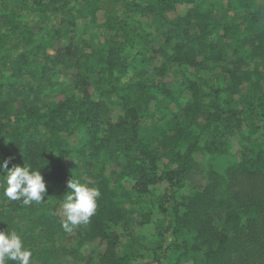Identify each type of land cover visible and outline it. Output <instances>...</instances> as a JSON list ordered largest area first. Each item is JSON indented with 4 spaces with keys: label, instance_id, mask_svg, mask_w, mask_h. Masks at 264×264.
<instances>
[{
    "label": "trees",
    "instance_id": "obj_1",
    "mask_svg": "<svg viewBox=\"0 0 264 264\" xmlns=\"http://www.w3.org/2000/svg\"><path fill=\"white\" fill-rule=\"evenodd\" d=\"M6 159L46 182L29 205L0 188L30 264H56L51 203L83 167L101 195L69 233L80 264H264V0H0Z\"/></svg>",
    "mask_w": 264,
    "mask_h": 264
},
{
    "label": "clouds",
    "instance_id": "obj_2",
    "mask_svg": "<svg viewBox=\"0 0 264 264\" xmlns=\"http://www.w3.org/2000/svg\"><path fill=\"white\" fill-rule=\"evenodd\" d=\"M10 159L0 164L4 175H0V188L3 196L11 201H22L24 205L32 202L39 203L46 194V182L38 169H33L26 163L13 164L9 167ZM90 183V182H89ZM71 178L67 182L68 191L61 204L63 229L71 233L73 228L86 225L94 215L97 199L101 195L98 188ZM31 250L24 246L20 235L15 230H0V264L14 261L16 264H30Z\"/></svg>",
    "mask_w": 264,
    "mask_h": 264
},
{
    "label": "rangeland",
    "instance_id": "obj_3",
    "mask_svg": "<svg viewBox=\"0 0 264 264\" xmlns=\"http://www.w3.org/2000/svg\"><path fill=\"white\" fill-rule=\"evenodd\" d=\"M103 11L106 13L107 10H111L112 13L120 12L118 3L108 4V2H105L102 7ZM103 12V13H104ZM104 13V14H105ZM167 78H170L167 76ZM70 83L65 79H60L53 85V89L51 92H53L54 95H56L57 98H62L65 94V88L68 87ZM205 171V167L203 165L197 166L196 168L192 169L189 174L187 175V179L190 182H201L203 173ZM72 174V173H71ZM75 176L80 177L82 179H86L87 183L91 182L92 176L88 175L87 168H77L76 171L73 173ZM52 206L56 207L55 214L57 216H61V204L58 202H52ZM61 240V239H60ZM72 239L69 236V233L66 232L63 235V240L61 242H57L58 245V257L55 259L54 262L56 264H80L79 261L81 257H79L80 254H74L73 252L70 253L72 250L71 247V241ZM79 253V252H78Z\"/></svg>",
    "mask_w": 264,
    "mask_h": 264
}]
</instances>
